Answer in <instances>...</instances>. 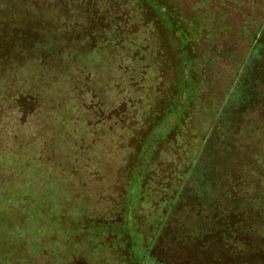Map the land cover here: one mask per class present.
<instances>
[{
	"label": "trees",
	"instance_id": "16d2710c",
	"mask_svg": "<svg viewBox=\"0 0 264 264\" xmlns=\"http://www.w3.org/2000/svg\"><path fill=\"white\" fill-rule=\"evenodd\" d=\"M88 67L104 72L101 92L71 77ZM0 94L15 115L0 145V264H143L151 247V264H264V0H0ZM27 123L45 132L24 138ZM86 127L118 199L89 204L93 184L52 177L51 145ZM86 139L56 146L58 171L88 156ZM177 144L182 163L165 169Z\"/></svg>",
	"mask_w": 264,
	"mask_h": 264
},
{
	"label": "rangeland",
	"instance_id": "374dc122",
	"mask_svg": "<svg viewBox=\"0 0 264 264\" xmlns=\"http://www.w3.org/2000/svg\"><path fill=\"white\" fill-rule=\"evenodd\" d=\"M89 70H91V71L89 72ZM103 73L104 72H102L99 69V67H95L94 69H91V68L88 67V69H85V70L83 69V71H81V72L80 71H73L72 74H71V77L72 78L76 77L78 79V81H80L79 85H81L84 82L89 83L90 85L93 84L92 92L93 91L96 92L98 90L97 86H99V83H100V87L101 88L99 89V92H101L102 88H103L102 82L104 80V74ZM66 77H67L66 75H63V77H60V78H65L64 79L65 83H62L64 85V86H62V87H64V90H63L62 94L65 92V87L68 88V81L69 80L66 83ZM68 79H70V77H68ZM18 81L19 80H17V83H18ZM37 83H38L39 87H34L36 92H39V88H41V90L44 91V92H52L53 93L55 91L54 87H56V86L51 84V83L44 84V83H42V81L41 82H37ZM62 87H60V88H62ZM73 94L77 95L79 93L76 92V93H73ZM107 96H111V92H108ZM3 97H4L3 94H0V106H2V113L0 115V145L1 146H3V143H6V138H5L4 131H7L10 128L12 122H14V120H15L14 119L15 115L13 114V112L10 109H8L9 108V104H11V98L7 99V98H5V97L3 98ZM75 98H77L76 100H74L76 102V105L80 107V105H81L80 102H83L85 96H81L79 98L75 97ZM3 105L6 107V110L5 109L3 110ZM42 113H44V112H42V110L39 109L38 115L42 114ZM52 113H54V115ZM49 116L50 117L52 116L53 120H56V124H57V120L60 119L58 117L59 113H57L56 111L49 112ZM97 119L98 118L96 117L95 114H91V121L92 122L96 123ZM8 122H9V125H6ZM24 128H25V131H23L21 133V134H23L22 136L24 138H26L25 135H29V132H28L29 130H32V131L33 130H37L38 133H39V131L40 132H45V129H42L40 127H37L38 129H36L35 126H32L29 123H27V125ZM91 128L92 127H90V129ZM75 130L79 131V133L78 134H72V132L69 133L67 135V140L66 141L63 140L62 142H60L59 139H62L63 135L60 136L59 139H58L59 143L57 145L58 146L68 145V144H65L66 142L69 143V144L78 143V145H80L81 143L85 142V144H86L87 143L86 142L87 141L86 138L88 136L89 137V141H91V140H93L95 138V141L92 144L93 146L91 147V151H88L87 146H86V152L88 153V156L86 157V155H85V158H84V157H82V155H84V151H83L84 148H82V149L80 148L81 150H79L78 155L75 158L71 159L69 161V164L65 167V170L63 172H61V171H58V169H60L62 166L60 165V163H57V159H59L58 153L62 152V148L60 150L59 147H56L57 145L56 146L54 144H53V146L51 145V148H50L51 151L48 153V160H50V166H51L52 173H53L52 177H61V178L64 177V178L70 179L72 181L76 178L78 180V182H80V183H82V181H84L86 184H90V186L93 184V186H91V188H92V191L95 194L92 192V199H90L88 201L89 204L92 203V202L102 203L105 199H112L113 200V199L120 198L121 194H122L121 193V189H122L121 180L122 179L121 178H119V179L113 178L112 176H114V171H113V173L111 172L109 174V176H111V178L109 179L110 181H107L106 182V186L102 187L103 184H102L101 181L103 180L102 175L104 173V170L99 165L103 164L106 159L99 160V161H102V162H99L98 165H97L98 142L96 143V139H98L99 130L96 129V128L89 130V128L87 129V127L86 128L74 129L73 131H75ZM97 130H98V132H97ZM64 132H67V131H64ZM82 134L87 135V136H84ZM90 138H91V140H90ZM85 144H84V146H85ZM42 145H43V143H42ZM177 145L178 146H173V147H169V148L165 147L163 149L164 155H163V163H162V165H163V167L165 169L166 168L169 169V170L178 169L179 168L178 166L182 163V160L180 158V153H182L183 150H182L181 146L179 147V144H177ZM40 148H41V146H39V151L38 152H40ZM74 154H76V152ZM109 154H111V153H109ZM109 154H105V155H107V157H108ZM43 155L44 154L41 152V156L40 157H43ZM72 163H74V165H75L74 166L75 169L73 171L70 170V167H71ZM64 164H65V162L63 161V166H64ZM92 167L96 170L94 174H91V172H90L92 170ZM106 175L107 174H105L104 177ZM87 180H89V183L87 182ZM95 180H97V181L94 182ZM52 185H53V189L58 191L59 184L57 183V181H55ZM151 186L155 188V185L152 184ZM53 189H51V190L54 192ZM51 190L47 189V191H49V193L53 194V192ZM96 192L99 193V197H98V194H96ZM88 203H85L83 206L86 205L85 208H88V205H89ZM104 204H105V202H104ZM94 205L96 206V203L93 204V206ZM4 208H5V210L2 213L13 212V213L17 214V212L11 207H4ZM98 208H99V206H97V210H98ZM51 209H52V211H50ZM101 209H99V211ZM44 212H47V213H44ZM48 212L50 214H55L56 213L54 208H44L41 211H39V214H40V216H43L41 218L45 217L47 219L50 216ZM99 213H100L99 214L100 217L103 216V213H101V211ZM44 214H46V216H44ZM52 216L55 217L54 218L55 220H58V218L55 215H52ZM0 219H1V216H0ZM17 219H21V218H17ZM48 220H51V218H49ZM62 224H68V223H62ZM53 226H55V225H53ZM141 228H143V226H141ZM135 231H138V230H135ZM140 233L143 236H148V238L151 236L150 239L154 238L151 235V233L150 234H146L144 232V229H142V231H140ZM131 237H132L133 242L136 245V249L135 250L137 252H135V255L137 254V257H135V259H140L138 256H139V252H140L141 247L139 246V241L136 240V237H135V235L133 233V230H131ZM152 249H154V247H151L149 249L148 253L146 252V254L144 255L143 264H146V259L147 258H148V261H147L148 263L147 264H151L150 260H152L154 262H157V260H159L155 256L156 254H159V253H156L157 252L156 249H154V251ZM89 255H90V253H89ZM123 255H129V252H127L126 250L123 249L122 252H121V256H123ZM152 264H157V263H152Z\"/></svg>",
	"mask_w": 264,
	"mask_h": 264
},
{
	"label": "flooded vegetation",
	"instance_id": "af4514ba",
	"mask_svg": "<svg viewBox=\"0 0 264 264\" xmlns=\"http://www.w3.org/2000/svg\"><path fill=\"white\" fill-rule=\"evenodd\" d=\"M225 37H227V39L230 41V39H232V36L230 34L225 35ZM225 37H218L217 39H215L213 41V44L216 45L218 47V49H220L222 47V43L225 42Z\"/></svg>",
	"mask_w": 264,
	"mask_h": 264
}]
</instances>
